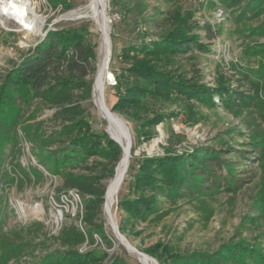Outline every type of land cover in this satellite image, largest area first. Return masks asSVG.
<instances>
[{"label":"trees","instance_id":"1","mask_svg":"<svg viewBox=\"0 0 264 264\" xmlns=\"http://www.w3.org/2000/svg\"><path fill=\"white\" fill-rule=\"evenodd\" d=\"M162 1L169 8L154 33L151 22L155 18L144 14L146 8L132 16L133 9L119 8L118 1L111 0L112 10L120 13L113 23V44L119 32H127L129 38L117 53L120 68L113 69L116 84L105 88L106 103L134 125L139 142H151L158 137L161 124L182 114L187 123L198 124L201 107L252 110L253 114L263 109L264 72L244 67L236 78L238 86L223 73L210 85L196 54L211 51L200 31L208 41L218 36V29L200 19L208 5L217 6L219 1L235 24L262 19L254 31L264 32V0ZM68 2L53 0L54 6L66 9ZM94 35L90 23L51 30L0 79V176L7 149L12 155L20 140L26 141L38 165L50 175L60 170L65 192L76 190L81 197L82 212L77 214L81 228L74 223L65 226L59 236L63 248L31 264H140L126 251L109 253L113 243L104 218L106 182L115 176L123 152L105 130L94 127L95 115L82 104L92 101L98 69ZM259 52L264 53V46ZM255 70L256 79L250 75ZM245 84L258 92L247 94L241 89ZM46 109L51 115L37 120L40 115L36 114ZM46 125L49 131H44ZM251 138V150H234L235 144L221 135L215 146L178 150L185 136L171 127L162 155L136 156L133 149L117 205L121 233L159 217L162 198L175 201L189 193L199 198L223 190L238 192L243 186L238 170L246 158L254 154L257 166L264 170V143L259 133ZM217 168L224 169L225 175H219ZM29 173L34 178L44 176L35 167H29ZM254 207L264 219V187ZM144 252L159 264H264L261 237L241 234L209 253H182L170 242H158Z\"/></svg>","mask_w":264,"mask_h":264},{"label":"rangeland","instance_id":"2","mask_svg":"<svg viewBox=\"0 0 264 264\" xmlns=\"http://www.w3.org/2000/svg\"><path fill=\"white\" fill-rule=\"evenodd\" d=\"M68 1L70 7L66 9L61 4L54 6L53 0H31L37 14L45 19L41 34H27L21 24L7 17L0 10V79L13 67V62L20 61L23 54L43 40L49 31L88 23L95 30L92 40L97 46V68H99L104 37L102 38L97 23L91 17L76 19L70 14L74 11H82L89 5L90 0ZM117 1L119 8L133 9L132 16L146 8L144 14L155 18V22H151L154 33L158 31L156 24L160 23L169 8L168 4L162 0ZM216 5H208L201 13L200 19L210 23L214 29H218V36L208 41L205 38V32H199L204 43L210 45L211 51L197 53V60L199 68L204 73L205 82L215 85L217 76L223 73L236 87L239 85L236 78L241 77L244 67L256 68L264 72V53H257L264 46V32L254 31L262 19L235 24L231 13L219 6V1ZM107 13L111 21L110 27L113 28V23L119 20L120 13L112 10L111 0H108ZM29 16L33 18L32 14ZM128 38V33L123 31L116 35L115 44L111 39L108 72L112 76L113 69L120 68L116 60L117 53ZM255 73L256 70L250 72L254 79L257 78ZM110 86H113L112 80L107 82L106 88ZM241 89L251 96L258 92L249 84H245ZM82 104L95 115L94 127L107 131L108 122L93 100L91 103L82 101ZM36 115H40L37 120L46 119L51 115V111L46 109ZM119 116L129 127L134 141L132 150H135L136 156L162 155L171 127L185 136L184 142L177 147L178 150H192L200 145L215 146L218 135L224 136L228 142L232 141L235 144L234 150L238 148L251 150V136L254 132L260 134L261 141L264 143V121L262 120L264 108L253 114L252 110H227L221 106L210 109L201 107L199 113L201 120L198 124H192L190 121L187 123L182 114L170 123L161 124L158 127V137L149 143H140L134 125L123 116ZM49 129L50 126H44V131ZM20 135L22 136V133ZM7 153L0 176V264H31L38 262L46 253L63 248L59 236L65 226L74 223L81 228V220L77 216L79 212H82L81 198L72 197L69 201L65 199L63 195L66 192L64 181L59 175L60 170L57 172L59 174L50 175L42 165H38L36 157L31 153L29 142L20 140L13 154L11 155L10 148L7 149ZM250 156L252 158H246L245 163L238 170L243 184L238 192L232 194L223 190V192L210 193L209 196L199 198L189 193L175 201L167 197L162 198L159 217L138 223L134 230H129L125 234L119 229L121 235L138 251L146 255L148 254L144 250L158 242H170L182 253L194 251L209 253L228 241L236 239L238 234L250 239L256 236L261 237L264 249V219L260 218L259 211L254 207L258 194L264 187V170L257 166L258 158H255L254 154ZM231 158L236 160L234 155ZM29 167L38 168L43 172V178H40L38 174L34 178L29 173ZM217 172L219 175H225V170L222 168H217ZM110 180L106 182L107 186ZM118 202L119 195L112 211L117 225L119 224ZM37 207L44 209L43 218L38 216L36 218V215L31 217V210ZM61 211L63 218L57 220V214ZM104 218L108 235L113 243L109 253L112 255L126 251L133 262L140 263L119 242L105 207ZM256 218V223L260 222L259 225L251 222ZM97 242L100 244L99 239Z\"/></svg>","mask_w":264,"mask_h":264},{"label":"bare ground","instance_id":"3","mask_svg":"<svg viewBox=\"0 0 264 264\" xmlns=\"http://www.w3.org/2000/svg\"><path fill=\"white\" fill-rule=\"evenodd\" d=\"M108 0H90L89 5L82 11H74L71 14L76 19L91 17L97 23L103 37L104 43L101 50V60L99 68L94 80V100L95 104L101 112V115L108 122V131L111 136L118 141L123 147V156L117 167L115 176L109 181L106 199L105 212L108 217L112 215L113 207L118 199V195L123 185L124 179L128 172L131 151L133 147V137L130 130L127 128L125 121L117 114L113 113L105 103V88L109 80L113 76L108 72L111 56V41L108 37L110 35V23L108 19ZM0 10L7 17H10L21 24L27 34H41L45 19L38 15L33 7L31 0H1ZM30 14L33 18H30ZM37 216L43 218L45 215L42 207L33 208L31 210V217ZM63 218L60 213L57 214V220ZM56 220V219H55ZM120 243L128 252L132 254L141 264H156L152 259L138 251L135 246L130 244L127 240L121 238Z\"/></svg>","mask_w":264,"mask_h":264},{"label":"water","instance_id":"4","mask_svg":"<svg viewBox=\"0 0 264 264\" xmlns=\"http://www.w3.org/2000/svg\"><path fill=\"white\" fill-rule=\"evenodd\" d=\"M109 23H111V21H109ZM111 30H112V28L110 27V35L108 36L109 38H110V41H111ZM102 38H103V35H102ZM113 77H114V75H113ZM92 100H93V102L95 103V100H94V84H93V94H92ZM96 105V104H95ZM123 119V118H122ZM124 120V119H123ZM127 128H128V130H129V127L127 126ZM108 134H109V136H110V138L112 139V140H114L121 148H122V152H124V150H123V147H122V145L118 142V141H116L112 136H111V134L109 133V131L107 130L106 131ZM123 156V155H122ZM121 161V160H120ZM120 163V162H119ZM119 165V164H118ZM118 167V166H117ZM116 170H117V168H116ZM106 192H107V190H106ZM105 199H106V193H105ZM105 207V206H104ZM110 220H111V223H112V225H113V228H114V231H115V233H116V236H117V238H118V240H119V242H120V239L119 238H121V239H123V240H126L122 235H121V233H120V231H119V227H118V225H117V222L115 221V219L113 218V215H110ZM127 251H128V249L127 248H125ZM144 255H146V254H144ZM147 257H149L148 255H146ZM150 259H152L156 264H158V262L154 259V258H151V257H149Z\"/></svg>","mask_w":264,"mask_h":264},{"label":"built area","instance_id":"5","mask_svg":"<svg viewBox=\"0 0 264 264\" xmlns=\"http://www.w3.org/2000/svg\"><path fill=\"white\" fill-rule=\"evenodd\" d=\"M0 2H1V0H0ZM220 15H222L221 12H220ZM112 83H113V85L116 84L115 77H113V79H112ZM63 196L65 197V199H66L67 201H69V199L72 198V197L81 198V197H80V194H79L76 190H70V191L66 192ZM60 214H61V216L63 215L62 211L60 212Z\"/></svg>","mask_w":264,"mask_h":264}]
</instances>
